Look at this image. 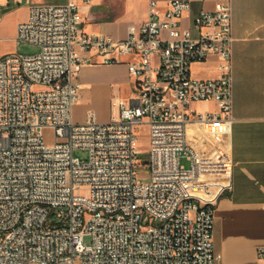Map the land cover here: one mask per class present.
Returning a JSON list of instances; mask_svg holds the SVG:
<instances>
[{
	"label": "built area",
	"instance_id": "obj_1",
	"mask_svg": "<svg viewBox=\"0 0 264 264\" xmlns=\"http://www.w3.org/2000/svg\"><path fill=\"white\" fill-rule=\"evenodd\" d=\"M92 1L30 6L15 41L38 52L0 57V264H216L224 184L207 175L188 129L232 121L231 0L201 11L192 29L180 25L189 1L170 0L162 15L147 0L148 17L124 39L80 31V6ZM93 50L105 65L133 57L136 83L128 99L112 98L108 122L88 111L76 123L81 53ZM211 55L219 76L195 78L191 65ZM211 101L218 112L191 108ZM139 134L148 139L144 163ZM255 264H264V247Z\"/></svg>",
	"mask_w": 264,
	"mask_h": 264
},
{
	"label": "crops",
	"instance_id": "obj_2",
	"mask_svg": "<svg viewBox=\"0 0 264 264\" xmlns=\"http://www.w3.org/2000/svg\"><path fill=\"white\" fill-rule=\"evenodd\" d=\"M67 0H0L22 10L17 22L28 18L32 5L63 4ZM163 15L170 0H156ZM190 9L180 19L182 28L193 27L201 11L213 10L216 0H185ZM232 121L204 125L191 124L190 143L207 175L224 184L217 197L213 217L214 249L220 255L216 264H255L264 247V0H231ZM80 31L90 35H110L124 39L131 23L148 17L147 0H94L80 6ZM16 26V29H17ZM16 31L11 37L15 41ZM83 67L77 76L79 97L73 107V120L82 123L88 111L99 122L111 118L110 101L128 99L136 79L128 71L133 57L120 64L105 65L96 51L82 52ZM220 60L211 55L194 62L191 73L198 79L219 76ZM197 112H218L214 102L191 105Z\"/></svg>",
	"mask_w": 264,
	"mask_h": 264
},
{
	"label": "rangeland",
	"instance_id": "obj_3",
	"mask_svg": "<svg viewBox=\"0 0 264 264\" xmlns=\"http://www.w3.org/2000/svg\"><path fill=\"white\" fill-rule=\"evenodd\" d=\"M110 1V0H105ZM23 16V12L16 6H3L0 7V57L10 54L17 53L23 55H30L38 52V48L29 46L24 43L17 44L12 39H7L11 37L16 31L17 22ZM42 89L40 86H34L33 90ZM53 134L50 130L45 132V138L47 143H51V138ZM137 150L140 152L138 158L141 163H144L148 159V139L145 135L139 134L137 137ZM75 156L80 157L81 159H86V153L84 151L77 150L74 153ZM181 165L186 168L190 167V163L186 160L185 157L180 159ZM137 176L140 181H145L148 179V169L141 165L137 169ZM84 242L86 244L90 243V237L85 236Z\"/></svg>",
	"mask_w": 264,
	"mask_h": 264
}]
</instances>
